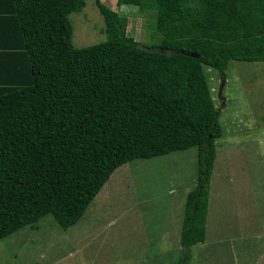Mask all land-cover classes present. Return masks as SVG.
<instances>
[{"label": "trees", "instance_id": "trees-1", "mask_svg": "<svg viewBox=\"0 0 264 264\" xmlns=\"http://www.w3.org/2000/svg\"><path fill=\"white\" fill-rule=\"evenodd\" d=\"M10 1L0 10V36L12 40L0 44V240L48 214L67 229L120 165L195 147L179 241L202 243L224 133L203 64L224 80L230 60L264 61V0H118L153 14L160 39L145 44L94 0L105 39L84 47L69 15L86 0Z\"/></svg>", "mask_w": 264, "mask_h": 264}, {"label": "rangeland", "instance_id": "rangeland-1", "mask_svg": "<svg viewBox=\"0 0 264 264\" xmlns=\"http://www.w3.org/2000/svg\"><path fill=\"white\" fill-rule=\"evenodd\" d=\"M101 2L126 19L129 36L159 41L153 14ZM69 17L74 46L105 39L94 0ZM203 71L224 133L215 140L202 243L186 249L179 241L186 195L196 185L190 147L120 165L72 226L63 229L48 214L1 239L0 264H178L180 257L181 264H257L259 256L245 258L264 245V61L230 60L224 80L209 65Z\"/></svg>", "mask_w": 264, "mask_h": 264}, {"label": "crops", "instance_id": "crops-1", "mask_svg": "<svg viewBox=\"0 0 264 264\" xmlns=\"http://www.w3.org/2000/svg\"><path fill=\"white\" fill-rule=\"evenodd\" d=\"M5 4H13V2L10 1V0H0V10L1 9H5V7H6ZM4 32L5 31L2 30V32H1V30H0V35L3 34ZM9 41H12V40H11V37L8 34L5 37V39L1 38V36H0V44L9 43ZM206 236H207V234H206ZM249 249H251V248H249ZM251 250L252 251L249 253L250 256H246L245 260H248L249 258H252L251 261H253V258L256 257V256L257 257L259 256V258L257 259L259 262L264 259V245H261V247H259L258 249L255 247V248H253ZM242 253H246V251L242 252ZM262 257H263V259H262ZM235 262H237V260H235ZM259 262H257V264H259ZM250 264H252V263L250 262ZM262 264H264V261L262 262Z\"/></svg>", "mask_w": 264, "mask_h": 264}, {"label": "water", "instance_id": "water-1", "mask_svg": "<svg viewBox=\"0 0 264 264\" xmlns=\"http://www.w3.org/2000/svg\"><path fill=\"white\" fill-rule=\"evenodd\" d=\"M186 249H187V247H186Z\"/></svg>", "mask_w": 264, "mask_h": 264}]
</instances>
